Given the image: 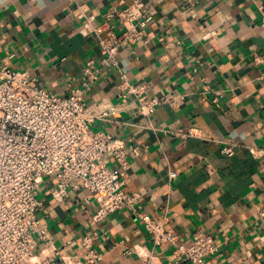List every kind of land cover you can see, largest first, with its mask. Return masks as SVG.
Wrapping results in <instances>:
<instances>
[{
  "label": "crops",
  "instance_id": "crops-1",
  "mask_svg": "<svg viewBox=\"0 0 264 264\" xmlns=\"http://www.w3.org/2000/svg\"><path fill=\"white\" fill-rule=\"evenodd\" d=\"M125 1L0 0V63L12 56V67L37 77L33 86L63 96L82 85L87 67L96 72L87 107L116 110L92 126L137 148L125 189L139 194L141 209L167 219L180 245L200 231L214 235L220 249L208 264H264V160L250 149L264 147V61L255 60L264 57V0H150L148 41L126 43L111 66L100 38L121 33L119 17L109 14ZM122 72L160 98L151 119L133 97H121ZM191 128L198 136L177 133ZM105 159L112 164L111 154ZM57 184L56 175L44 177L37 213L63 252L86 253L83 238L93 235L100 254L93 264L176 260V247L154 246L129 210L97 222L88 190L69 187L58 201Z\"/></svg>",
  "mask_w": 264,
  "mask_h": 264
},
{
  "label": "built area",
  "instance_id": "built-area-1",
  "mask_svg": "<svg viewBox=\"0 0 264 264\" xmlns=\"http://www.w3.org/2000/svg\"><path fill=\"white\" fill-rule=\"evenodd\" d=\"M149 1H125L122 9L109 14L119 17L123 30L112 38H100L104 63L118 66V54L126 43L148 41L147 26L153 18ZM11 58L0 63V264H93L99 259L93 235L83 238L87 251L82 255L65 253L54 245L48 225L37 213L42 204L38 187L50 175L58 177L53 191L58 201L64 200L69 187L86 189L97 205L95 221L127 209L142 221L154 246L169 243L176 247V260L171 264H208V257L220 249L214 235L200 231L190 245H180L176 231L167 227V219L144 212L138 204L139 194L125 189L131 157L138 150L109 132L94 130L97 118L116 110L111 107L95 113L87 107L86 95L97 73L87 67L82 85L63 96L33 86L37 77L12 67ZM255 60L262 62L264 57L256 55ZM121 79V97L124 101L133 97L134 105L151 119L160 98L150 95L148 84L133 82L124 72ZM220 94H216L214 103L219 102ZM177 133L198 136L195 128ZM250 149L264 160V147ZM224 151L233 153L232 148ZM108 153L113 157L112 164L105 159ZM176 176L175 171L170 172L171 179ZM46 250L47 254L39 257V252ZM132 250L137 252L138 248Z\"/></svg>",
  "mask_w": 264,
  "mask_h": 264
}]
</instances>
